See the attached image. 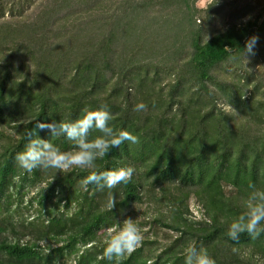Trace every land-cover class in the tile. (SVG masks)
Returning a JSON list of instances; mask_svg holds the SVG:
<instances>
[{
  "label": "trees",
  "instance_id": "1",
  "mask_svg": "<svg viewBox=\"0 0 264 264\" xmlns=\"http://www.w3.org/2000/svg\"><path fill=\"white\" fill-rule=\"evenodd\" d=\"M198 1L0 0V264H116L103 257L105 230L126 218L143 241L119 264H184L191 245L216 264H264V233L227 236L249 184L264 190V86L251 89L245 73L230 84L217 75L264 34V15L206 40ZM138 103L148 110L134 111ZM104 104L110 126L137 143L110 148L92 169L17 165L37 122H72ZM35 131L61 151L74 148ZM120 167L135 169L127 184L80 183ZM150 203L156 216L137 214ZM24 210L35 215L23 219Z\"/></svg>",
  "mask_w": 264,
  "mask_h": 264
},
{
  "label": "clouds",
  "instance_id": "2",
  "mask_svg": "<svg viewBox=\"0 0 264 264\" xmlns=\"http://www.w3.org/2000/svg\"><path fill=\"white\" fill-rule=\"evenodd\" d=\"M258 36H251L245 41L244 55H254V47ZM155 104H153V108ZM148 106L138 103L134 111L144 112ZM81 118L72 122L55 121L51 123L37 122L35 129L47 130L52 137L63 136L72 141L74 148L71 151H61L50 140L36 137L35 129L28 133L25 150L16 154L17 165L31 173L34 169H55L58 172L68 171L72 168L92 169L96 167V160L108 154L110 148H118L125 141L137 143L138 138L131 133L121 130L117 132L110 121L113 119L106 104L100 105L95 110L84 108ZM101 133L100 136L89 140V133L93 130ZM135 172L133 167H120L101 173L92 172L80 183L87 190L88 185H95L97 190L113 189L119 184H127ZM249 195L244 202L245 211L232 220L229 224L227 236L238 242L242 233H247L252 239L264 233V190L255 184H249ZM117 203L116 196L109 192L107 206L112 210ZM108 235L105 240L103 257L109 261H119L126 255L135 251L143 241L139 227L131 218H126L116 227L105 230ZM236 249L234 248L233 251ZM184 264H216L207 249L189 246L184 254Z\"/></svg>",
  "mask_w": 264,
  "mask_h": 264
},
{
  "label": "rangeland",
  "instance_id": "3",
  "mask_svg": "<svg viewBox=\"0 0 264 264\" xmlns=\"http://www.w3.org/2000/svg\"><path fill=\"white\" fill-rule=\"evenodd\" d=\"M197 8L200 10L197 24L208 40L231 25H241L264 15V0H199ZM258 38L253 49L254 55L246 54L220 66L217 74L219 80L229 84L234 83L238 80V75L245 73L251 77V89L256 83H263L264 86V54L261 52V48L264 49V34L259 35ZM247 90L249 92V88ZM227 108L231 110L230 107ZM190 211L197 219L202 217L195 198L190 202ZM136 212L138 215L154 217L159 210L156 209L155 204L150 203L139 205ZM22 214L23 219H28L35 215V210H24Z\"/></svg>",
  "mask_w": 264,
  "mask_h": 264
}]
</instances>
